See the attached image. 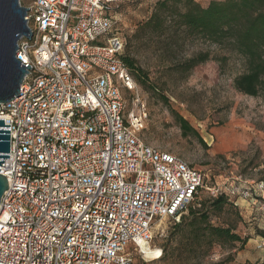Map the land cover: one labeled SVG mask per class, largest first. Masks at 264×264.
<instances>
[{"label":"built area","instance_id":"2783aa9c","mask_svg":"<svg viewBox=\"0 0 264 264\" xmlns=\"http://www.w3.org/2000/svg\"><path fill=\"white\" fill-rule=\"evenodd\" d=\"M120 1L24 6L32 36L15 57L30 70L0 105V264H129L126 246L149 243L158 219L177 222L202 187L199 171L141 138L147 104L107 14ZM263 193L261 181L236 194Z\"/></svg>","mask_w":264,"mask_h":264},{"label":"rangeland","instance_id":"374dc122","mask_svg":"<svg viewBox=\"0 0 264 264\" xmlns=\"http://www.w3.org/2000/svg\"><path fill=\"white\" fill-rule=\"evenodd\" d=\"M155 1L123 0L110 4L107 12L114 21L113 32L125 38L130 36L136 25L150 15ZM195 1L205 7L212 0ZM20 3L28 6L30 0ZM168 40L169 35L141 37L130 53L168 101L166 106L156 95L140 87L148 109L141 138L202 174L197 200L212 196V188L226 193L231 200L243 199L236 193L264 181V94L249 97L235 90L233 80L243 66L227 45L187 39L178 40V45L169 49ZM204 52L210 54V60L188 73L175 72L176 64ZM172 112L185 118L206 146L192 136L184 137ZM257 148L260 152H256ZM251 159L253 165L249 163ZM252 206L245 213L239 208L242 221L237 222L235 232L249 237L243 247L240 243L214 244L197 261L188 262L175 243L167 242L173 220L162 218L152 226L149 243L142 244L141 249L126 246L129 264H264V248L257 247L264 243L260 232L264 231V202H259L262 210L251 209ZM234 217L233 211H229L211 222L223 224ZM156 250H161V254L154 259Z\"/></svg>","mask_w":264,"mask_h":264},{"label":"trees","instance_id":"16d2710c","mask_svg":"<svg viewBox=\"0 0 264 264\" xmlns=\"http://www.w3.org/2000/svg\"><path fill=\"white\" fill-rule=\"evenodd\" d=\"M155 35H169L166 44L169 49L178 45V40L187 39H203L216 46L227 45L243 66V71L233 80L235 90L249 97L264 94V0H212L205 7L195 0L155 1L150 15L139 22L126 38L121 59L136 83L168 106L165 95L150 81L135 57L130 55L133 44L139 38ZM208 60V52L199 53L176 64L174 70L178 74H185ZM172 114L184 137L192 136L206 146L185 118L176 112ZM256 152H260V149L257 148ZM249 163L253 165L254 159ZM254 199L262 200L261 197ZM229 211H233L234 219H227L223 224L211 222ZM238 221H242L240 210L226 193L200 200L196 195L179 220L173 221L167 242L175 243L186 261H197L214 244L240 243L243 247L249 237H241L235 232ZM256 230L259 232V229ZM260 232L264 238V231Z\"/></svg>","mask_w":264,"mask_h":264},{"label":"water","instance_id":"95a60500","mask_svg":"<svg viewBox=\"0 0 264 264\" xmlns=\"http://www.w3.org/2000/svg\"><path fill=\"white\" fill-rule=\"evenodd\" d=\"M28 9L20 0H0V105L18 97L20 86L30 70L15 57L18 42L22 38L30 41L31 30L25 19ZM9 126L0 119V166L8 159ZM7 189V180L0 173V200Z\"/></svg>","mask_w":264,"mask_h":264},{"label":"crops","instance_id":"0c3cea01","mask_svg":"<svg viewBox=\"0 0 264 264\" xmlns=\"http://www.w3.org/2000/svg\"><path fill=\"white\" fill-rule=\"evenodd\" d=\"M264 149V148H263ZM263 195H264V193H263ZM261 196V198H262V202H264V196ZM261 201H259V200H251V201H248V200H245V199H238V200H234V203H235V205H237L238 206V208H240V209H242V210H244V213L247 211L248 212V210H249V206L250 205H253L252 206V208L251 209H253V208H255V209H257L258 211L259 210H262L260 207H259V202H261ZM263 208V207H262ZM258 214H260V213H258ZM255 219V218H254ZM264 241V240H263ZM260 245H262V249L264 248V243H260Z\"/></svg>","mask_w":264,"mask_h":264},{"label":"bare ground","instance_id":"6f19581e","mask_svg":"<svg viewBox=\"0 0 264 264\" xmlns=\"http://www.w3.org/2000/svg\"><path fill=\"white\" fill-rule=\"evenodd\" d=\"M142 244H145V243H141V244H140V249H141V247H142ZM156 253H159V250H156ZM158 255H159V254H158ZM158 255L155 254L154 259L157 258Z\"/></svg>","mask_w":264,"mask_h":264},{"label":"snow or ice","instance_id":"6c2138e0","mask_svg":"<svg viewBox=\"0 0 264 264\" xmlns=\"http://www.w3.org/2000/svg\"><path fill=\"white\" fill-rule=\"evenodd\" d=\"M157 255L159 254V253H156Z\"/></svg>","mask_w":264,"mask_h":264}]
</instances>
